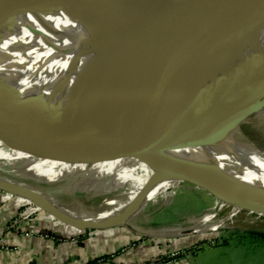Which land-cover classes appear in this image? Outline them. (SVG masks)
<instances>
[{"label": "water", "instance_id": "95a60500", "mask_svg": "<svg viewBox=\"0 0 264 264\" xmlns=\"http://www.w3.org/2000/svg\"><path fill=\"white\" fill-rule=\"evenodd\" d=\"M132 1H65L63 6L96 23L119 14ZM55 5L61 4L49 0H0V26L9 28L17 15L44 11ZM188 15L203 18L200 9L192 8ZM263 26L264 0H250L225 37L188 61L175 66L140 68L124 60L107 84L82 73L70 87L68 102L60 109L46 105L44 98L24 97L16 87L0 86V139L11 149L33 154L38 161L76 167L118 162L128 152L142 159L155 153L136 133H152L191 146L219 142L232 136L264 107V51L252 42ZM131 51L140 59L154 58L150 54L145 57L141 49ZM213 65L218 68L215 82L202 89L198 78ZM192 92H197V97L191 101L173 104L177 96ZM34 134L37 140H32ZM43 137L50 139L42 140ZM171 167L183 181L231 205L264 213L263 191L194 167ZM16 187L0 182L1 190L16 193L11 190ZM33 201L57 219L81 229L122 224L76 223L62 217L52 205ZM130 214L126 212L123 217ZM250 232L264 237L263 231Z\"/></svg>", "mask_w": 264, "mask_h": 264}, {"label": "bare ground", "instance_id": "6f19581e", "mask_svg": "<svg viewBox=\"0 0 264 264\" xmlns=\"http://www.w3.org/2000/svg\"><path fill=\"white\" fill-rule=\"evenodd\" d=\"M49 1L61 5L19 14L9 28L1 24L0 86L16 87L24 97L44 98L46 105L60 109L68 102L70 87L82 73L100 84H107L124 60L140 68L175 66L188 61L225 37L250 0H133L119 14L96 23L88 22L63 6L65 1L80 0ZM192 8L200 9L203 18L188 15ZM252 42L264 51V26ZM135 48L145 52V57L150 54L154 58L134 57L131 50ZM217 72V66L207 67L198 78L202 82L200 87L213 85ZM84 91L82 89V94ZM195 97L197 92L179 95L173 104H185ZM255 114L264 115V107ZM241 126L232 136L205 146L186 145L152 133L135 135L172 172V165L188 162L196 169L264 192V151L239 139ZM177 175L171 178L183 181ZM161 178L156 177L126 212L134 213L145 197L149 200L158 194L160 191L154 190V186ZM0 182L8 183L2 179ZM12 184L17 187L11 190L22 198L37 200L44 206L52 205L58 214L73 222L92 225L89 222L100 220L39 193H27L25 191L31 190L18 183ZM101 219L121 223L115 221L120 219L118 217Z\"/></svg>", "mask_w": 264, "mask_h": 264}, {"label": "rangeland", "instance_id": "374dc122", "mask_svg": "<svg viewBox=\"0 0 264 264\" xmlns=\"http://www.w3.org/2000/svg\"><path fill=\"white\" fill-rule=\"evenodd\" d=\"M33 136L32 140H37L36 134ZM239 139L264 151V115L253 114L248 118L241 126ZM145 157L147 160L128 152L118 162L76 167L38 161L23 149H11L1 138L0 176L9 183L20 181L19 186L45 196L52 194L54 200L93 219L121 217L152 179L162 177L154 186L160 192L149 200L145 197L134 213L119 224L137 236L122 248V253L127 254L135 247L142 250L138 258L127 260L126 264H264V237L250 232L263 231L264 219L258 221L256 216L238 211L205 189L171 178L177 174L153 154ZM186 163L177 165L190 166ZM119 178L126 180L119 182ZM31 204L38 207L34 201ZM39 212L48 213L46 210L28 213L27 206H23L9 223L29 227ZM28 229L30 232L31 228ZM149 246H157L159 252L145 254Z\"/></svg>", "mask_w": 264, "mask_h": 264}, {"label": "crops", "instance_id": "0c3cea01", "mask_svg": "<svg viewBox=\"0 0 264 264\" xmlns=\"http://www.w3.org/2000/svg\"><path fill=\"white\" fill-rule=\"evenodd\" d=\"M0 179L4 178L0 176ZM119 180L121 182L126 179L119 178ZM39 194L45 196L42 193ZM50 196L45 197L59 202L54 200L56 197L52 194ZM31 205V201L22 198L21 195L0 189V264H87L100 258L109 264H126L127 260L138 258L142 251L141 248L135 247L131 248L127 254L122 253V248L137 239V236L119 225L99 229H81L64 223L47 212H39L38 217L29 225L32 234L27 236L29 227L24 225L15 227L9 223V219L23 206L30 207L31 212L44 210L40 206L34 208ZM128 207L119 217L120 219L115 221L124 222L123 215ZM89 223L92 225L116 224L104 219ZM158 252L157 246L152 248L149 246L145 250V254Z\"/></svg>", "mask_w": 264, "mask_h": 264}, {"label": "built area", "instance_id": "2783aa9c", "mask_svg": "<svg viewBox=\"0 0 264 264\" xmlns=\"http://www.w3.org/2000/svg\"><path fill=\"white\" fill-rule=\"evenodd\" d=\"M234 207L237 208L238 211L244 210L247 215H254V216H256L258 221H263V219H264V213L257 212V211H253V210H250V209L240 208V207H237V206H234ZM29 208L27 207V212L28 213H31V211H29ZM247 218L249 219V217H247ZM26 235L29 236L30 235V232H27ZM102 261L105 262L104 259L100 258V259H97L95 262H89L87 264H102L103 263Z\"/></svg>", "mask_w": 264, "mask_h": 264}, {"label": "trees", "instance_id": "16d2710c", "mask_svg": "<svg viewBox=\"0 0 264 264\" xmlns=\"http://www.w3.org/2000/svg\"><path fill=\"white\" fill-rule=\"evenodd\" d=\"M97 259H95V260H93V261H91V262H95Z\"/></svg>", "mask_w": 264, "mask_h": 264}]
</instances>
